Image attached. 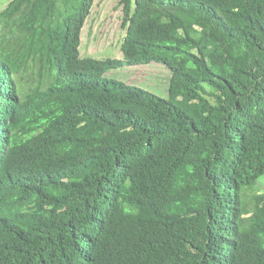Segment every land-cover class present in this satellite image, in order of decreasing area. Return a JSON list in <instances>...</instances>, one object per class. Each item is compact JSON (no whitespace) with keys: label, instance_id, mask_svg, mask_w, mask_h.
<instances>
[{"label":"trees","instance_id":"obj_1","mask_svg":"<svg viewBox=\"0 0 264 264\" xmlns=\"http://www.w3.org/2000/svg\"><path fill=\"white\" fill-rule=\"evenodd\" d=\"M94 4L0 11V264H264V0Z\"/></svg>","mask_w":264,"mask_h":264},{"label":"rangeland","instance_id":"obj_2","mask_svg":"<svg viewBox=\"0 0 264 264\" xmlns=\"http://www.w3.org/2000/svg\"><path fill=\"white\" fill-rule=\"evenodd\" d=\"M9 1L0 0V11L6 7ZM119 2L120 0H95L82 33V55L101 58L123 57L121 42L125 36L126 28L123 25V8ZM150 65H153L149 69L150 74H146L144 70L141 76L132 75V78L139 80L146 75V79L144 78L145 85L165 88L162 83H164V78L169 76V73L161 63H151Z\"/></svg>","mask_w":264,"mask_h":264}]
</instances>
